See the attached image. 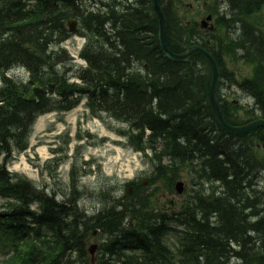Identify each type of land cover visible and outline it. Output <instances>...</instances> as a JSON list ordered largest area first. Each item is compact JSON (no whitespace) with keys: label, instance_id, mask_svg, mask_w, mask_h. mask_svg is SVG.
Segmentation results:
<instances>
[{"label":"trees","instance_id":"1","mask_svg":"<svg viewBox=\"0 0 264 264\" xmlns=\"http://www.w3.org/2000/svg\"><path fill=\"white\" fill-rule=\"evenodd\" d=\"M186 1L159 0L168 47L178 53L201 45L222 77L223 55L252 65L239 87L264 118V33L250 20L261 0H193L214 15V31L188 21ZM69 18L80 20L86 37L84 68L74 69L59 47ZM157 34L152 0H0V239L25 243L23 250L14 244V254L0 264H89L85 243L92 228L105 236L98 264H264V130L225 132L210 108L206 62L199 55L169 59ZM14 66L27 70V81L4 74ZM83 96L94 115L105 112L136 131L131 144L149 148L156 160L152 181L159 178L172 191L178 175L191 174L201 192H210L207 200L188 201L173 219L148 209L150 195L138 181L122 200L123 213L94 218L9 173L5 162L27 148L37 116L69 111ZM220 108L231 125L247 121L233 102L220 99ZM34 202L39 212L30 209ZM170 220L185 227L173 244L164 238Z\"/></svg>","mask_w":264,"mask_h":264},{"label":"rangeland","instance_id":"2","mask_svg":"<svg viewBox=\"0 0 264 264\" xmlns=\"http://www.w3.org/2000/svg\"><path fill=\"white\" fill-rule=\"evenodd\" d=\"M189 2L187 19L200 25L203 20L201 16L203 7L197 5L196 9ZM223 8L220 7L221 10ZM250 20L256 23L264 33V0L255 6ZM209 26L210 23H207L204 27ZM228 34L231 36V32ZM82 43V38L73 35L64 41L63 45L75 57ZM223 61V70L226 74L234 76V81L223 79L224 83L220 88L222 96L229 101H235L238 108L246 106L238 113L239 117L244 120H248L251 116L255 118L259 112L254 109L253 99L241 91L237 85L238 81L252 75L253 66L239 59L232 61L226 55H223ZM74 62L84 66V62L77 57ZM77 67V64H73L74 69ZM9 74L13 75L14 72ZM232 76L229 77L232 78ZM221 80L222 76L219 82ZM250 109L251 112L248 115L243 113ZM127 130L126 124L108 117L105 113L99 117L91 115L82 103L66 113H46L36 119L27 150L14 155L7 162V168L11 172L26 176L38 187L46 189L48 194L55 193L58 201L74 200L81 211L88 216L93 215L103 207L105 200L118 203L124 194V184L127 181L135 178L143 180L153 171L152 162L135 150L129 137L121 134ZM1 158L0 155V161ZM188 175L191 176V174ZM178 179L184 182L182 194L174 191L170 193L162 188L160 197L154 198L156 204H162V210L165 212L177 213L187 204L190 199L189 194L194 195L199 188L185 173H182ZM71 183L77 187L76 192ZM146 185H148L147 181ZM156 185L162 186L160 182L148 186L151 189ZM1 203L0 198V205ZM35 206L36 204L32 205V208ZM175 229L180 230L181 227L177 224ZM94 231L95 229H92L93 235ZM167 239L172 243L173 233L169 234ZM102 240L103 236L95 234L88 237L85 243L89 259L91 255L88 249L95 247L92 264H97L99 251L95 245ZM1 245L0 243V261L10 258L12 253L10 244L5 249Z\"/></svg>","mask_w":264,"mask_h":264},{"label":"water","instance_id":"3","mask_svg":"<svg viewBox=\"0 0 264 264\" xmlns=\"http://www.w3.org/2000/svg\"><path fill=\"white\" fill-rule=\"evenodd\" d=\"M153 10L158 19V39L161 50L163 53L171 60L174 61H185L190 56L198 54L204 58L207 62L211 71V80L209 84V101L212 107L213 115L217 123L226 131L231 133H243L258 127H264V120L255 119L241 126L229 125L223 118L220 107H219V95H218V80H219V69L214 57L207 52L205 49L198 45L188 46L184 52L175 53L170 50L166 43V24L164 20V15L159 5V0H152ZM210 19V16L207 17ZM177 193H181L183 190V185L181 182H177L175 185Z\"/></svg>","mask_w":264,"mask_h":264},{"label":"bare ground","instance_id":"4","mask_svg":"<svg viewBox=\"0 0 264 264\" xmlns=\"http://www.w3.org/2000/svg\"><path fill=\"white\" fill-rule=\"evenodd\" d=\"M161 48V47H160ZM204 49V48H203ZM163 52V51H162ZM215 59V58H214ZM204 60V59H203ZM174 61V60H173ZM205 61V60H204ZM216 61V60H215ZM206 62V61H205ZM209 104H210V101H209ZM210 108H211V111H212V107H211V105H210ZM212 115H213V111H212ZM213 117H214V115H213ZM215 119V118H214ZM255 119H262V120H264V118H262V117H256ZM254 119V120H255ZM216 121V120H215ZM226 121V120H225ZM216 123H217V121H216ZM218 124V123H217ZM219 125V124H218ZM220 126V125H219ZM221 127V126H220ZM222 128V127H221ZM258 128H262L263 130H264V127H258ZM258 128H256V129H258ZM223 129V128H222ZM256 129H253V130H250V131H247L246 133H248V132H252V131H255ZM225 132H226V130L225 129H223ZM259 145V144H258ZM262 147V146H261ZM261 149H263L262 150V152L260 153L261 155H264V148L262 147ZM85 252H86V254H87V251L85 250ZM87 257H88V254H87Z\"/></svg>","mask_w":264,"mask_h":264}]
</instances>
